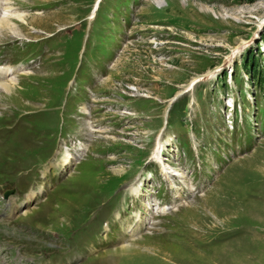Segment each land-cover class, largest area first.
<instances>
[{
  "label": "rangeland",
  "instance_id": "rangeland-1",
  "mask_svg": "<svg viewBox=\"0 0 264 264\" xmlns=\"http://www.w3.org/2000/svg\"><path fill=\"white\" fill-rule=\"evenodd\" d=\"M92 1L13 0L17 9L4 7L26 16L22 22L9 18V25L0 34V64L23 63L30 68L17 77L10 93L0 89V121L12 123L10 128L15 127L21 136L12 144L21 150L19 143L26 137L20 158L27 155L25 163H37L36 148L41 150L48 144L44 140L54 137L52 130L48 138L41 128L35 133L26 130L30 135L23 134L18 125L25 123L19 114L37 115L33 112L47 105L48 115L53 118L55 112L50 106L63 99L67 100L66 107L70 105L72 92L63 87L69 78L79 86L84 81L89 83L86 90L75 91L72 97L79 102V112L67 111L70 116L64 113L69 120L68 133L86 139V124L80 116H87L83 107L87 108L84 103L90 96L97 101L91 123L98 129H104L105 123L108 127L94 132L89 143L90 150L99 156L89 154L63 187L53 191L52 198L15 221L7 220L5 214L0 216V260L5 264L27 263V258L44 260L48 255L44 248L55 247L53 252L61 248L55 226L65 227L71 220L83 230L92 229L96 220H90V211H82V207L106 199L98 215L104 218L115 207L116 196L106 203L114 196L110 194L119 186V180L127 183L138 172L146 174L151 170L154 190L158 184L165 187L158 194L162 203H181L159 219L160 230L169 228L171 233L145 234L129 241L123 238L121 228H115L114 235L97 247L96 256L83 264H264V81L256 82V76L240 68L243 51L252 50L260 55L264 74V38L260 39L264 31V0H112V4L104 0L93 24L95 51L91 57L85 52L87 57L78 69L76 47L82 32L77 28ZM98 27L99 32L104 27L100 34ZM67 34L66 46L63 39ZM102 38L115 52L110 64L97 56L96 47ZM30 59L40 62L38 67L32 69L34 61ZM107 66L111 69L103 76L100 73ZM230 68L236 69L232 77L218 78L219 72ZM206 74L211 75L178 98L169 112L170 125L161 133L167 162L182 173L174 181L176 187L168 189L173 181L162 174L167 180L162 182L148 156L153 137L169 99L189 81ZM133 85L136 89H129ZM140 93L153 98L134 96ZM190 98L195 103L186 108ZM53 140L44 158L56 147ZM225 167L221 178L219 174ZM17 183L8 187L16 189L21 186ZM108 186L112 190L107 191L106 198L102 191ZM148 186L144 199H127L119 203L120 211L114 210L123 216L122 227L133 219L134 208H145ZM193 190L199 194L193 197ZM143 208V215H148ZM176 227L177 238L172 233ZM42 228L53 237L41 241L37 232ZM127 241L140 251L122 253L119 249ZM39 242L43 249L37 246Z\"/></svg>",
  "mask_w": 264,
  "mask_h": 264
},
{
  "label": "bare ground",
  "instance_id": "bare-ground-1",
  "mask_svg": "<svg viewBox=\"0 0 264 264\" xmlns=\"http://www.w3.org/2000/svg\"><path fill=\"white\" fill-rule=\"evenodd\" d=\"M3 1H5V0H3ZM10 1V0H9ZM13 1V0H12ZM11 3V5H9L8 4V2L5 4V5H3L4 4V2H2L1 4H0V6H1V12H0V34L1 33H3V30H4V27L6 26H8L9 25V23L7 22V20L9 19V18H12V19H19L21 22L22 21H24V17H26L25 15H22V14H20V13H14V12H12V11H8V10H11V9H9V8H4L5 6H11V7H13L14 5H13V2H10ZM17 12V11H16ZM15 22H17V21H15ZM23 23H25V22H23ZM2 30V31H1ZM15 33V32H14ZM20 34V33H19ZM19 34H17V33H15L14 35H19ZM6 72H7V74H6ZM9 72H11V73H14L13 72V70H10V71H7V69H5L4 67H0V88L2 89V90H5L7 93H10V91L12 90V82H14V77L15 76H13V77H11L10 79L9 78H7V76H8V73ZM17 78V77H16ZM9 79V80H8ZM165 174L167 175V172L165 171ZM182 174V173H181ZM166 178V177H165ZM177 189V188H176ZM132 190L134 191V193L135 194H137L138 193V191H139V188L137 187V186H134L133 188H132ZM179 194H180V192H179ZM178 194V195H179ZM179 197V196H178ZM148 200V199H147ZM143 208V207H142ZM144 209V208H143ZM161 209L162 210H164L165 209V207H161ZM128 228H130V229H128ZM127 229H128V231H132L131 232V235L132 236H134V233H133V228H132V226L131 225H128V227H127ZM123 238L125 239V236H123ZM122 244H124L123 242H122ZM119 250H121L122 251V253H126V251L128 252L127 253V255L129 254V253H136V251H140V249L138 248V246L136 245V244H134V243H131V242H127L126 244H124V245H122V247L119 249Z\"/></svg>",
  "mask_w": 264,
  "mask_h": 264
},
{
  "label": "trees",
  "instance_id": "trees-1",
  "mask_svg": "<svg viewBox=\"0 0 264 264\" xmlns=\"http://www.w3.org/2000/svg\"><path fill=\"white\" fill-rule=\"evenodd\" d=\"M260 38H264V31ZM257 51V48H256ZM244 53L241 55L240 60V68H243L248 75L252 77L256 76V82L262 83L263 82V76H262V71H261V65H260V55H257V53H252V50H244ZM236 67V64L235 66ZM236 72V69H233V73ZM221 80H225V71L220 74L219 77Z\"/></svg>",
  "mask_w": 264,
  "mask_h": 264
}]
</instances>
